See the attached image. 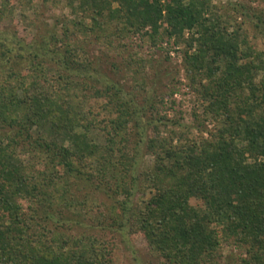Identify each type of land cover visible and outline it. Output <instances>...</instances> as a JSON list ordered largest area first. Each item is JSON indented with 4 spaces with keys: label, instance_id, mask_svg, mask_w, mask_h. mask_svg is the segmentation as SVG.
I'll use <instances>...</instances> for the list:
<instances>
[{
    "label": "trees",
    "instance_id": "obj_1",
    "mask_svg": "<svg viewBox=\"0 0 264 264\" xmlns=\"http://www.w3.org/2000/svg\"><path fill=\"white\" fill-rule=\"evenodd\" d=\"M51 1L69 13L48 25ZM256 1L0 0V25L37 21L0 31V264H118L119 245L130 264H264Z\"/></svg>",
    "mask_w": 264,
    "mask_h": 264
},
{
    "label": "rangeland",
    "instance_id": "obj_2",
    "mask_svg": "<svg viewBox=\"0 0 264 264\" xmlns=\"http://www.w3.org/2000/svg\"><path fill=\"white\" fill-rule=\"evenodd\" d=\"M244 1H248V0H244ZM34 2L37 3H42V0H34ZM232 3H237V0H217V2H215L216 7H219V9L221 8V13L223 12V8L228 7L230 4ZM47 8H44V13H45V19L47 18L46 21H48V25L52 24V17L56 16V17H61L63 15L68 14V11H64L62 10V7L59 8L54 4V1L49 2V4L47 3ZM253 7H255L256 9L259 10H263L264 9V0H258L255 3L252 4ZM49 11V12H48ZM21 13H24L27 16V21L26 22H22L19 17V15H21ZM17 18V22H15L13 25L12 24H4V25H0V31H3L4 29L9 28L10 32L13 33H17L20 37L26 38L28 40L31 39V35L33 34L32 29H30L31 24L37 22L34 19L33 13L31 10L28 9H22L19 10V12H17L16 15ZM12 29V30H11ZM133 42L135 43H140L139 40H134ZM143 46V50H140L141 53L145 56H148L151 54V50H149V48L145 45L144 43H142ZM171 46V49L169 50L170 54L169 56L171 57V61L170 63H163V65H161L163 68H166L165 70H167L169 72V75L171 78L175 77V79L178 81V83H174V87H176V95L174 97V100H176L177 102V107H176V113H182L183 117L186 119L187 123H192L194 121V117H193V111L195 109H197L198 113L201 114V110H199V106L196 103V98H195V93L192 92V90L190 89L189 86V81L186 78V74H185V70L182 68V64H183V53L182 51L185 49V46H176L174 45V42L172 41V43L170 45H164L165 49H169ZM163 54L159 53V55L157 56V59L161 58L163 59ZM174 66H178L180 67V72L179 75L176 74V71L174 72V74L171 73V70H173ZM162 78H165V75H161ZM168 85H170L167 82ZM171 115H173V113H171ZM211 125V123H208V125ZM209 125V127H211ZM110 239V238H109ZM139 253H142L143 257H148L149 253L146 252V249L144 247H139L138 248ZM115 256H116V261L118 264H130V260L127 257L126 253H125V249L122 248V245H119V248L116 249L115 252ZM224 255H232V258H234L236 256V253L234 251V247L232 246H228L224 248L223 251ZM224 261H226V259H224ZM224 261H222V264L224 263Z\"/></svg>",
    "mask_w": 264,
    "mask_h": 264
}]
</instances>
